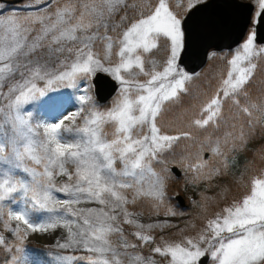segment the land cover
Returning <instances> with one entry per match:
<instances>
[{
	"label": "snow or ice",
	"instance_id": "snow-or-ice-1",
	"mask_svg": "<svg viewBox=\"0 0 264 264\" xmlns=\"http://www.w3.org/2000/svg\"><path fill=\"white\" fill-rule=\"evenodd\" d=\"M186 2L187 8L194 6L193 0ZM260 12L256 15L264 22V0H258ZM180 4H177L179 7ZM130 7L128 0H57L52 12L43 16L21 21L15 17L0 20V97L5 105L0 107V160L31 159L37 165L43 164V171L24 168L32 176V183L18 179L11 171L0 173V202H15V194L23 193L25 203H31L33 210H47L51 215L46 220L33 219L29 211L9 208L7 213L0 210V218L6 215L5 230L11 232L19 244L9 243L0 235V247L11 255L5 264H34L21 246L31 233H46L63 227L67 239L57 246L61 249L83 248L92 255L87 257L90 264H123L121 250L112 246L111 238L118 236L123 254L137 245L128 242L123 234L121 222L134 225L133 233L141 244L154 242L150 234L158 224L143 225L131 219L133 213L127 205L138 198L149 197L155 207L164 203L168 170L155 172L152 162L162 163L160 154L170 149L181 139H191L190 132L168 135L161 132L157 118L166 111L167 104L176 103L180 94L187 92L186 82L191 76L178 71L176 61L183 48L184 32L182 20L170 7V0H156L153 5L146 3L138 19L128 24L115 39L106 33L110 19L121 9ZM127 17H121L124 23ZM105 35L101 36L100 31ZM113 31L116 30L114 26ZM161 38L170 41V56L162 70H157L151 61V70L145 68V54L160 46ZM255 33L249 35L230 61V70L222 79L215 95L200 108L199 117L191 120V126L206 129L210 125L220 126L223 120L222 107L231 99L239 113L247 117V131L244 126L227 132L222 138L207 139L188 160L187 169L196 178L211 179L228 167L229 153L236 145L243 146L256 126L264 127V98L253 102L247 93L256 63L254 58L264 54V49L253 46ZM96 40L104 41L103 61L110 60L113 47L118 63L105 66L101 57L94 52ZM47 52V59L43 53ZM67 54L74 57L71 62L61 60L58 69H50L48 60L53 56ZM97 70L107 72L121 84V96L112 108L101 112L93 108L84 117V127L78 131L81 140L65 142L62 138L63 120L44 126V140L37 145L31 122V113L24 106L56 91L57 86L77 87V80H87ZM143 75L144 82L129 79ZM19 78V79H18ZM7 92L2 91L9 84ZM43 82V87L38 86ZM85 93L89 91L86 87ZM241 98L246 102L241 103ZM81 103L92 102L91 95L79 97ZM56 106L55 98L51 100ZM64 119H75V115ZM114 127L113 138L106 139L103 126ZM147 129V131H145ZM39 148L40 154H37ZM211 152L218 159L220 167L212 168L203 153ZM9 152L8 156L5 153ZM119 159L123 169L117 172L115 160ZM75 164V172H68L65 164ZM19 167V163L16 165ZM152 177L147 188L141 181L145 175ZM56 175H65L69 181L57 188ZM131 178V180L127 179ZM53 189L65 193L69 199L58 200ZM132 189L129 199L126 190ZM99 204V208L74 209L81 198ZM50 204H59L58 211ZM177 213L168 208L165 215ZM11 221H16L13 226ZM168 227L166 222L163 225ZM153 252L168 257L169 264H199L200 258L210 252L216 264H264V175L253 177L250 191L241 201L223 209L214 219L207 221L205 229L195 238H184L181 242L157 246ZM63 264H75L74 256L60 258ZM79 259H84L83 257ZM131 264H155L152 257L136 254L130 257ZM39 264V261H35Z\"/></svg>",
	"mask_w": 264,
	"mask_h": 264
},
{
	"label": "rangeland",
	"instance_id": "rangeland-1",
	"mask_svg": "<svg viewBox=\"0 0 264 264\" xmlns=\"http://www.w3.org/2000/svg\"><path fill=\"white\" fill-rule=\"evenodd\" d=\"M203 1H206V0H193L194 5L200 2H203ZM244 1H250L254 3L255 5V12L253 15L252 26L250 30L248 31V33L246 34L243 41L241 42V44L230 49L231 51H228L229 52L228 64L224 68L223 79L227 76V73L230 70V61L234 58L237 52L242 51V45L247 41V38L249 37V35H252L253 33H255L254 26L257 21L256 14L260 12L258 0H244ZM56 2L57 0H23L21 3H18V4H8L0 0V20L5 19V18H10V17H15L23 21L28 18H35L38 16H43L45 13L50 14L56 5ZM60 2H63V0H60ZM146 3H151L154 5L156 3V0H128V4L130 5V7L121 9L120 12H118L116 15H114L110 19L109 21L110 26L106 34L108 36H112L114 39L118 37L119 34L123 31V29L128 24L133 22L135 19L139 18L142 10L144 11L145 14H147V10L144 8V5ZM178 3L180 4L179 7H177ZM170 7L177 14L178 18H180L182 21L187 15L188 11L190 10L187 8L186 2H181V0H170ZM121 17H127V20L124 23H122ZM114 26L116 27L115 31L112 30ZM100 35L101 36L105 35V32L103 29H101ZM253 46L254 48L258 50L264 49V46L258 45L255 39L253 41ZM104 47H105L104 41L96 40L94 42L93 50L95 53H97L101 57L102 61H103V56H104ZM116 51H118V49L114 46L113 54L110 60L103 61L105 63V66H112L118 63L119 58L115 55ZM181 51L182 49L180 50V53ZM43 55L47 59L48 54L46 51L43 53ZM263 55L264 54H261L255 57L254 63H256L258 59ZM169 56H170V41H167L166 39L161 38L159 48L153 50L151 53L145 54L146 70H151L152 68V63H150L151 61H155L157 70H162ZM73 58L74 57L67 56V54L63 56H53L50 60H48V67L50 69H58L61 60L67 59L68 62H71ZM178 61H179V56L176 61L177 70L178 71L182 70L184 73H187L189 76H191V80L186 82L187 92L181 93L180 98L176 103L166 105V111H164L162 115L157 118V125L158 127L161 128V132L164 134L177 135L178 133H181V132H190L193 135L194 131H200L201 129L192 127L191 120L193 118L199 117L201 106L210 97L215 95L217 91L212 93L207 99H206L207 96L202 98L203 91H202V83L200 82L202 81V79L201 77L196 76L199 73L189 74L178 63ZM99 71L100 70H97V72ZM104 73H107V72H104ZM95 74L90 76L87 80L85 79L77 80V87H70V86H65L64 84H60L59 86H57L56 91H49L45 96L38 97L35 101L24 106V110L31 113V122H32L34 132L36 134L34 139L37 145H39V143L44 140V126L60 122L61 120H63V124H62L63 140L65 142L80 141L81 134L78 130L84 127V117L88 115L89 110H91L94 106L96 110L105 112L109 110L110 108H112L114 104L119 100L121 96L122 86L116 80L118 83V88H117L115 95L105 103L98 101L96 94H95L94 84H93V78ZM110 76L113 77L112 75ZM133 78L141 82H144L148 79V77H145L143 75L129 77V79H133ZM211 79L212 77L207 78V84H209L208 80H211ZM10 83H14V81L9 82V84H5L2 91L7 92L8 87L10 86ZM37 83H38V86L43 87V82L38 81ZM219 83H220V79H217L213 88L219 85ZM86 87L89 89L87 93H85L84 91ZM85 94L92 96V102L83 103V104L81 103L79 97ZM52 98H55L57 103H59L60 100H62L64 106L60 105L56 111H55V108H52L46 111L44 108H42L43 107L42 104L44 103V101H47L50 103V105H53L51 102ZM231 104H233L232 100H231ZM4 105H5V101L2 97H0V107H3ZM77 113L79 114L75 115L74 120L64 119V117H71L73 116V114H77ZM2 117H3V114L0 113V120H2ZM145 131H147V129H145ZM103 132L105 133L106 139L111 140L113 138V132H114L113 125L105 124L103 126ZM251 137H252V133L248 136L247 142L243 146L240 145V149L244 148V146L248 143ZM183 140H186V139H183ZM166 151L160 154V159L162 163H159V165L162 164V168L167 169V163L169 161L171 162L170 167L172 165H177L181 170H183V173L185 172V170L189 172L190 175L188 176V178L194 181L204 180L202 177L196 178L195 173L187 169L188 160L184 162V166L173 160H168V161L162 160L163 158L161 157V155L164 154ZM9 154H10L9 152H6L5 156H8ZM37 154L38 155L40 154L39 148L37 149ZM203 155L204 157H206L205 159H209L212 157L211 156L212 153L208 151H205ZM235 161L238 162L239 159L236 158ZM155 162L156 161L152 162V168L155 172H160L161 169L159 170L155 168L154 166ZM17 163H19L20 165L19 167L16 166ZM43 167H44L43 164L37 165L34 161L28 158H25L22 161H16L14 158L10 160H0V173L4 171H11L18 179L24 180L27 183H32V176L29 172H24L23 169L28 168V169L35 170L37 173H40L43 171ZM65 167L67 168L68 172H72V173L75 172L76 166L70 160L65 164ZM170 167H169V171H171ZM114 168L117 172L123 169V164L121 163L119 159L115 160ZM259 169L260 167H256L255 169H250V170L243 168L242 170H240L239 175L233 180V183L235 185L243 186L245 185V179L243 177L250 175L247 181L248 190L247 192H245L243 189L239 191V193L242 194L239 199L235 200L237 196L234 194L233 199L230 202L227 200H223L222 201L223 204H220V202H217L219 199H223V197H221L220 195L226 194V192L228 193V190H229L228 184L227 185L222 184L219 186L218 197L212 196L211 200H206L203 203L202 202L199 203L198 205L199 208L205 212L203 214L204 218L202 220V223L199 222L195 218L191 220V218H193L194 216L192 215L190 211H185L183 208L177 210L170 206H162L164 205V203L159 207V209H157L155 205H153L150 207V210H146L137 205L140 201L144 199L151 200V198L149 197L138 198L135 203H130L126 206L127 210L130 213H133V216L131 217V219L137 221L140 224L161 225V227L153 228L150 232V234L154 237V242H151L146 245L141 244V242L137 240L136 237L133 235V233L138 231V229L134 225L124 224L121 222L120 226L123 228L124 237H126L129 243L135 244L137 245V247L134 249L133 248L127 249V255L123 254V249L121 248L122 241L118 236H113L111 238L112 246L121 250L120 258L123 264H131L130 257L135 256L136 254L142 255L145 258L152 257V259L155 261V264H169L170 258L162 257L159 254L154 253L153 249L157 246L163 247L165 242L167 243L181 242L186 237L187 238L197 237L198 234L201 233L205 229V226L208 220L214 219L216 214L222 213L223 209L232 206L236 202L241 201L246 195L249 194L251 179L253 177H260L264 175V166L262 167V170L260 172L257 171ZM167 178H168V175H167ZM127 179L131 180V178H127ZM151 179L152 177L150 176V174L145 175L144 180L141 181V184L143 185L144 188H147L148 183L151 181ZM54 182L56 184V187L59 188L66 183L74 184L75 178H73L72 181H69L68 177L65 175H56L54 177ZM166 186H167V181H166ZM126 192H127L129 199H131L133 195V190L128 189L126 190ZM53 196L58 200L69 199V197L65 193L57 192L55 191V189H53ZM191 200L193 201V203L196 202V198L194 199L192 198ZM22 207L26 208V210L29 211V214L33 219L46 220L51 215H53V213L47 210H33L31 203H27V204L25 203V198L22 192L15 194V202L13 203H10L9 201L0 202V210H2L3 213H7L9 208L13 210H19ZM49 207H54L60 212L64 211V209L59 204H55V205L50 204ZM72 207L74 209H89V208H99L101 206L94 202H88L82 197L81 202L79 204L73 205ZM168 208H171L177 214L176 215H165V212L167 211ZM189 218L190 220H188ZM5 220H7L6 215L3 216V218H0V235H3L5 239L11 244H14V245L19 244V241H17L16 237L11 232L5 230V227H4ZM165 222L170 226L164 227L163 225ZM16 223H17L16 221H11V224L13 226H15ZM173 231H178L179 234L181 235L179 237H175V234L173 235L171 234V232ZM66 239H67L66 229L63 227H58L55 230H50L46 233L29 232L27 238L23 241V244L21 246L24 249L23 254H27L29 258L34 261V264H35V261H39V264H50V263L42 260L36 253H34L30 248L27 247L26 244L29 241L40 242L47 246H55L56 249L51 255L53 264H63V261L60 258L65 257V256H74L78 259L83 257L84 259H81V261L84 262L85 264H90L87 257L91 256L92 254L85 251L83 248L61 249L57 246L58 242L63 243ZM14 254L22 255L18 253H12V255ZM205 255L210 256V259L207 264H216V262L212 259L210 252H207ZM1 264H5V261H3Z\"/></svg>",
	"mask_w": 264,
	"mask_h": 264
},
{
	"label": "trees",
	"instance_id": "trees-1",
	"mask_svg": "<svg viewBox=\"0 0 264 264\" xmlns=\"http://www.w3.org/2000/svg\"><path fill=\"white\" fill-rule=\"evenodd\" d=\"M132 19V17H131ZM229 52H215L209 58V62L207 66L199 72L196 76L201 77L202 81V98L207 96L206 99L214 92L218 90L220 83L223 79L224 68L228 64ZM264 55L261 56L256 62V68L254 70L253 76L249 81L247 87V93L250 99L253 102H257L258 100L264 98ZM212 77L211 80L207 78ZM217 79H220L219 85L213 88ZM246 101L241 98V103H245ZM60 105H63V101L60 100L56 106L50 105L49 102L44 101L42 104V108L46 111L55 108V111L59 108ZM64 106V105H63ZM62 106V107H63ZM61 107V108H62ZM222 116L223 120L220 123V126L210 125L206 129H201L200 131H194L191 139L179 140L177 141L170 149H168L164 154L161 155L162 160L168 161L173 160L177 163H180L184 166V162L186 161V157H191L197 151L200 144L205 142L207 139L215 140L217 138H222L227 132L233 131V126L238 130L241 126H244L245 130L247 129V117L243 113H239L237 107L234 104H231V99L225 100L223 102L222 107ZM264 123V120L261 121ZM212 156V155H211ZM260 157V159H259ZM236 158L239 159L236 162ZM264 127L256 126L255 130L252 132V137L248 141V143L244 146V148L240 149V145L237 144L234 151L229 153V161L228 167L224 169L223 173L220 175H213L211 179L203 178L202 181H194L188 176L189 172L185 170L182 177H175L173 174L171 175V171H169V167L171 162L167 163L168 170V178H167V186H166V196L164 205L162 206H170L175 209H182L177 204L174 196L176 193H183L188 200L189 207L184 209L185 211H190L194 216L192 219H197L202 223L204 218V211L199 208V203H203L206 200H211L212 196L219 195V186L222 184H228V193L220 195L223 199H219L217 202L223 204V200L231 201L233 199L234 194L237 196L235 200L239 199L242 194L239 193L242 189L247 192L248 190V179L249 176H244L245 185L239 186L233 183V180L239 175L240 170L245 169H255L256 167H260L261 171L264 166ZM210 166L212 168L220 167L221 165L218 162L217 158H213V156L209 159ZM156 169H161L162 164L155 162L154 164ZM244 193V192H243ZM196 198V202L193 203L191 199ZM199 201V202H197ZM154 203L151 200L144 199L138 203L137 206H140L146 210H150V207L153 206ZM136 207V206H135ZM133 209V207H132ZM190 220V218L188 219ZM189 225V224H188ZM171 234H175V237H179L178 231H173ZM27 247L30 248L34 253H36L42 260L53 264V260L51 259V255L55 251V246H47L40 242L29 241L27 242ZM12 253H8L5 251L3 247H0V264L3 261L9 259ZM75 264H85L78 259L75 261Z\"/></svg>",
	"mask_w": 264,
	"mask_h": 264
},
{
	"label": "water",
	"instance_id": "water-1",
	"mask_svg": "<svg viewBox=\"0 0 264 264\" xmlns=\"http://www.w3.org/2000/svg\"><path fill=\"white\" fill-rule=\"evenodd\" d=\"M16 4L23 0H2ZM255 5L243 0H206L191 8L182 21L184 45L178 63L190 72L195 73L203 68L212 50L232 49L239 45L247 34L252 23ZM255 25V41L264 44V22L258 17ZM93 83L99 102L110 100L117 91L118 84L110 75L97 72ZM171 171L181 177L183 171L172 165ZM178 205L188 207L186 197L178 193L175 196ZM210 259L205 255L199 261L207 264Z\"/></svg>",
	"mask_w": 264,
	"mask_h": 264
}]
</instances>
